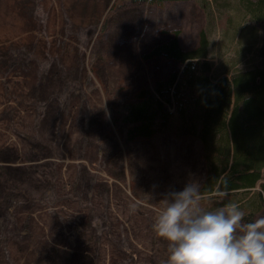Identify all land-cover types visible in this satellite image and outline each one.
Instances as JSON below:
<instances>
[{
	"label": "rangeland",
	"instance_id": "1",
	"mask_svg": "<svg viewBox=\"0 0 264 264\" xmlns=\"http://www.w3.org/2000/svg\"><path fill=\"white\" fill-rule=\"evenodd\" d=\"M202 1L0 0V264H167L153 223L170 193L201 186L200 145L126 140L116 115L178 68L145 57L175 32L185 50L206 33L215 75L235 68L232 55L246 62L237 0ZM214 193L202 194L209 210L228 200Z\"/></svg>",
	"mask_w": 264,
	"mask_h": 264
},
{
	"label": "trees",
	"instance_id": "2",
	"mask_svg": "<svg viewBox=\"0 0 264 264\" xmlns=\"http://www.w3.org/2000/svg\"><path fill=\"white\" fill-rule=\"evenodd\" d=\"M237 5L240 11L234 12L235 17L250 21L245 49L252 53L246 62L239 65L240 54L232 55L235 68L215 75L207 57L206 33L200 32L197 47L185 50L175 32L152 46L145 57H166L178 68L144 82L121 103L116 116L129 124L126 140L159 132L198 141L204 167L202 194L218 188L226 191L228 200L217 206L236 203L245 221H252L264 206V0H237ZM237 24L231 26V35Z\"/></svg>",
	"mask_w": 264,
	"mask_h": 264
},
{
	"label": "clouds",
	"instance_id": "3",
	"mask_svg": "<svg viewBox=\"0 0 264 264\" xmlns=\"http://www.w3.org/2000/svg\"><path fill=\"white\" fill-rule=\"evenodd\" d=\"M203 200L200 184L189 182L157 209L153 230L169 245L167 264H264V216L245 221L238 204L209 210Z\"/></svg>",
	"mask_w": 264,
	"mask_h": 264
},
{
	"label": "bare ground",
	"instance_id": "4",
	"mask_svg": "<svg viewBox=\"0 0 264 264\" xmlns=\"http://www.w3.org/2000/svg\"><path fill=\"white\" fill-rule=\"evenodd\" d=\"M241 192V191H240Z\"/></svg>",
	"mask_w": 264,
	"mask_h": 264
}]
</instances>
